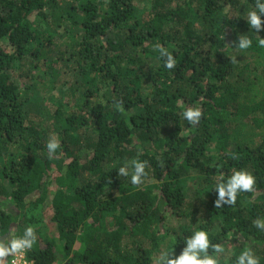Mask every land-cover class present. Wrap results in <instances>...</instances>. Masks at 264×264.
I'll list each match as a JSON object with an SVG mask.
<instances>
[{"label": "trees", "instance_id": "16d2710c", "mask_svg": "<svg viewBox=\"0 0 264 264\" xmlns=\"http://www.w3.org/2000/svg\"><path fill=\"white\" fill-rule=\"evenodd\" d=\"M140 1L0 0V240L12 225L22 235L17 217L50 196L55 235L36 236L32 264H57L58 253L63 264H153L159 246L178 255L200 228L224 247L221 264L245 248L264 264V231L253 223L264 218V136H236L264 125V29L246 21L255 0ZM241 35L252 38L248 49L235 46ZM56 36L82 100L55 111L60 143L50 154L25 105L32 85L52 77ZM241 51L253 59L239 66ZM239 69L249 71L233 81ZM188 108L201 110L197 122L184 117ZM135 158L147 162L139 184L117 172ZM236 169L255 176L253 190L215 207L216 183ZM190 181L202 195L195 208L185 204Z\"/></svg>", "mask_w": 264, "mask_h": 264}, {"label": "clouds", "instance_id": "9594fccd", "mask_svg": "<svg viewBox=\"0 0 264 264\" xmlns=\"http://www.w3.org/2000/svg\"><path fill=\"white\" fill-rule=\"evenodd\" d=\"M262 14H264V0H255L254 6L247 11L246 21L251 29H255L254 32L256 33L264 29ZM252 43L250 36L241 35L238 37L235 46L240 50H245ZM258 43L264 46V38H260ZM161 55L167 57L165 67L172 68L175 66V59L167 50L161 49ZM183 115L188 121L197 122L201 116V110L199 108H188ZM59 143L56 138L48 141L47 149L50 154L55 153ZM146 164V161L135 158L130 163L125 162L117 169V172L121 176H128L129 168H131V182L139 184L146 175ZM255 182V176L245 169L233 170L227 179H224L223 174H221L220 180L214 187L217 192V198L214 201L215 207L219 208L223 204H235L238 193L252 191ZM253 223L256 228L264 231V218L257 217ZM35 239L34 228L28 226L22 235L11 240H0V264H4L5 257L31 248ZM210 248L213 249L212 254H209ZM224 251L225 249L221 244L210 241L208 230L200 228L184 238V247L178 255L172 256L171 251L168 250L161 252L157 258V264H221L219 254L224 253ZM259 260L260 258L251 248H245L236 256L235 264H259Z\"/></svg>", "mask_w": 264, "mask_h": 264}, {"label": "rangeland", "instance_id": "374dc122", "mask_svg": "<svg viewBox=\"0 0 264 264\" xmlns=\"http://www.w3.org/2000/svg\"><path fill=\"white\" fill-rule=\"evenodd\" d=\"M140 6H145L147 8L149 6V2L147 0H141L138 2ZM71 25V24H70ZM68 25V26H70ZM60 45H63L62 39L56 36L54 44L51 47H47L49 50V58L52 60V65L50 68L53 69L52 77L50 79H41L39 80L37 85H32V100L28 104L25 105V113L30 122L35 124L49 139L56 138L57 135V126L55 124V111L57 108L61 107L60 110L65 114L69 110L70 104L75 103V101H81L82 95L79 92V80L78 76L75 73L76 70H70L64 66V63H61L57 58V54L55 52L56 48ZM248 54V53H247ZM244 55V52L241 51L237 54L238 65L241 66L247 60L253 59L252 55ZM67 61V60H66ZM47 61L45 64H48ZM45 64H42V69L44 70ZM41 69V70H42ZM41 71V76L44 75V71ZM249 70L239 69L235 72L231 79L233 81L238 82L241 77L246 75ZM44 77V76H43ZM42 77V78H43ZM150 89H144V93L149 92ZM239 116H235L237 118ZM239 118L237 119V121ZM235 121V122H237ZM236 127L238 125H235ZM234 124L230 127L229 131L234 129ZM239 131L236 132L237 138L247 139L250 143L257 144L264 136V125L260 128L254 127L253 125L247 124L242 128H238ZM233 135H231L232 137ZM200 178L201 175H195L193 178ZM125 178V177H124ZM131 180V173L126 177ZM8 191L11 190V186L6 181L3 182ZM185 191V204L191 208H195L198 202H200V198L202 195L198 192V188L196 186V182L190 181ZM54 186H50V190H52ZM7 208H10L8 206ZM27 217L23 220L21 217H17L19 228H23L24 230L28 226H32L35 231V236H44L49 233L55 235V226L51 220V208H50V196L47 199L35 208H30L27 212ZM189 221V218H185ZM177 222L174 219H169L167 225L175 226ZM21 226V227H20ZM16 233V225H12L11 230L5 236L4 240H11ZM170 239V238H169ZM62 245V243H60ZM146 247L150 246L149 242H144ZM166 246V243L159 246V249L153 251V264H157V258L161 252L168 250L171 251V255L174 256L176 253L174 249ZM232 249H228L226 251V261L229 259ZM59 260L57 264H63L64 259L63 253H58ZM228 264V262H226Z\"/></svg>", "mask_w": 264, "mask_h": 264}, {"label": "built area", "instance_id": "2783aa9c", "mask_svg": "<svg viewBox=\"0 0 264 264\" xmlns=\"http://www.w3.org/2000/svg\"><path fill=\"white\" fill-rule=\"evenodd\" d=\"M4 264H32L27 256V249L4 258Z\"/></svg>", "mask_w": 264, "mask_h": 264}]
</instances>
